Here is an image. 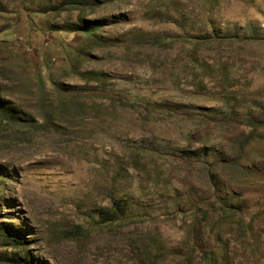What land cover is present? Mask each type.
I'll list each match as a JSON object with an SVG mask.
<instances>
[{"label": "rangeland", "instance_id": "1", "mask_svg": "<svg viewBox=\"0 0 264 264\" xmlns=\"http://www.w3.org/2000/svg\"><path fill=\"white\" fill-rule=\"evenodd\" d=\"M66 1L0 0V264H264V0Z\"/></svg>", "mask_w": 264, "mask_h": 264}, {"label": "trees", "instance_id": "2", "mask_svg": "<svg viewBox=\"0 0 264 264\" xmlns=\"http://www.w3.org/2000/svg\"><path fill=\"white\" fill-rule=\"evenodd\" d=\"M82 0H80L79 2H81ZM215 1V0H214ZM67 3H75V2H78V0H68L66 1ZM72 26H75V27H69V30H75L78 28V26L80 28H83V30L85 32H89V31H92L96 28L99 27L98 24H95V25H92V24H88L86 25V23H84V25H75L73 24ZM15 108L12 107L8 101L4 100V99H0V121H11L12 118L15 116ZM211 148L207 147L205 150L202 149V148H198V149H193V150H185V149H175L174 152H177L176 153H173L175 155H178L180 156L181 158H195L196 156H209V152H210ZM159 154V153H157ZM236 160H229V159H219L216 163H213V165L215 164H222V165H235L236 166ZM163 174V173H162ZM129 198H132V197H129ZM221 201V206L223 208V210L226 212V209L228 207L231 206L232 202H237V199L236 197L230 195V196H227V200L225 201L226 203H223L224 202V199H220ZM131 201L130 199L126 201V203H124V206H121L119 207L120 208V211L122 212V215L124 216L123 218L125 220H132V218H135V217H138L139 216V212L138 213H135V214H131L132 212H128L130 207H132L133 205L131 204ZM134 213V212H133ZM228 213V212H226ZM142 214V213H141ZM140 214V215H141ZM112 220H115V217H105L104 218V222L106 221H112ZM239 220H230V223H235L237 224ZM204 258H205V264H216V261L214 260V256H213V253H204Z\"/></svg>", "mask_w": 264, "mask_h": 264}]
</instances>
